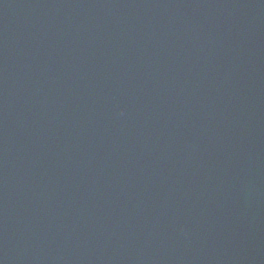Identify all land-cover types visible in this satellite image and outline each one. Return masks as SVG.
<instances>
[{
    "label": "water",
    "instance_id": "95a60500",
    "mask_svg": "<svg viewBox=\"0 0 264 264\" xmlns=\"http://www.w3.org/2000/svg\"><path fill=\"white\" fill-rule=\"evenodd\" d=\"M0 264H264V0H0Z\"/></svg>",
    "mask_w": 264,
    "mask_h": 264
},
{
    "label": "bare ground",
    "instance_id": "6f19581e",
    "mask_svg": "<svg viewBox=\"0 0 264 264\" xmlns=\"http://www.w3.org/2000/svg\"><path fill=\"white\" fill-rule=\"evenodd\" d=\"M97 123L95 122V125H96Z\"/></svg>",
    "mask_w": 264,
    "mask_h": 264
}]
</instances>
